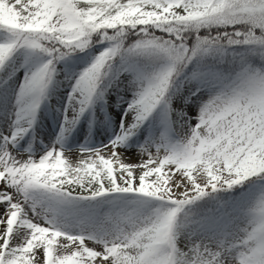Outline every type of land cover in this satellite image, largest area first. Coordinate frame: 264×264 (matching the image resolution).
Masks as SVG:
<instances>
[{
    "label": "snow or ice",
    "instance_id": "obj_1",
    "mask_svg": "<svg viewBox=\"0 0 264 264\" xmlns=\"http://www.w3.org/2000/svg\"><path fill=\"white\" fill-rule=\"evenodd\" d=\"M0 264H264V0H0Z\"/></svg>",
    "mask_w": 264,
    "mask_h": 264
}]
</instances>
